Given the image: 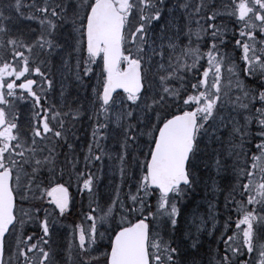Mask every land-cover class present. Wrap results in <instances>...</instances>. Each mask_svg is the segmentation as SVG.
Here are the masks:
<instances>
[{
    "label": "snow or ice",
    "instance_id": "snow-or-ice-1",
    "mask_svg": "<svg viewBox=\"0 0 264 264\" xmlns=\"http://www.w3.org/2000/svg\"><path fill=\"white\" fill-rule=\"evenodd\" d=\"M0 264H264V0H0Z\"/></svg>",
    "mask_w": 264,
    "mask_h": 264
},
{
    "label": "rangeland",
    "instance_id": "rangeland-1",
    "mask_svg": "<svg viewBox=\"0 0 264 264\" xmlns=\"http://www.w3.org/2000/svg\"><path fill=\"white\" fill-rule=\"evenodd\" d=\"M33 27H35V24H33ZM57 87H59V85H57ZM52 102H55V100L53 99ZM78 126L80 127V132L78 135L81 137L84 148L86 149L87 137H88V133L90 132V126L87 124L86 120L82 126L79 124H78ZM97 167H99V166H97ZM109 180H110V178H105L103 183L100 185L99 196L101 197L102 200H105L106 198H108V191L109 190L107 189L106 185L109 183ZM209 184H211V181H209ZM220 187L223 189L222 185H220ZM126 189H127V185H125V190ZM207 191L208 190L205 189L203 185H201L199 188L196 189V191L193 193L192 197L190 198L191 203H189L186 208L182 209L183 214L186 215L189 220L192 219L193 213L195 214V216L197 217V220L194 223L199 222L198 218L200 216H206V214H207V211H208V206H207V202H206ZM102 194L105 195L106 198ZM222 197L223 196L221 195V193L218 192L214 202L217 203L219 205V207L214 209V211H219L221 213V209L224 208V205H222L220 203ZM103 198H105V199H103ZM219 219H220V217H219ZM180 223H181L182 229L187 227L185 224V220H184L183 216L181 218ZM65 226H68V225L66 223H61V225L58 228L57 235L54 236V239L56 240V245L59 246L60 249L66 248ZM209 227H210V225H209ZM30 228H29V231H32V229H30ZM67 230L70 231V228L68 227ZM191 230L193 232H195V227L193 226L191 228ZM202 239L204 241L205 248H207L209 245H211L212 247H215V244L211 242L212 238H209L206 233L203 235ZM105 243H106V240H105ZM57 259L59 260V257H57Z\"/></svg>",
    "mask_w": 264,
    "mask_h": 264
},
{
    "label": "trees",
    "instance_id": "trees-1",
    "mask_svg": "<svg viewBox=\"0 0 264 264\" xmlns=\"http://www.w3.org/2000/svg\"><path fill=\"white\" fill-rule=\"evenodd\" d=\"M255 130V129H254ZM223 189H224V195L226 194V192H227V189L226 188H224V184H223ZM224 195H223V197H222V199H221V204L222 205H224ZM83 208V207H82ZM80 210H81V207H80ZM81 212V211H80ZM221 214H222V222H223V218L225 217V213L223 212V209H221ZM233 218L235 219V216H233ZM216 236H219V232H217L216 233ZM212 243H214V240L213 241H211ZM221 247H222V245H221ZM197 259H198V257H197Z\"/></svg>",
    "mask_w": 264,
    "mask_h": 264
},
{
    "label": "bare ground",
    "instance_id": "bare-ground-1",
    "mask_svg": "<svg viewBox=\"0 0 264 264\" xmlns=\"http://www.w3.org/2000/svg\"><path fill=\"white\" fill-rule=\"evenodd\" d=\"M72 189H73V191H74L78 196H81V194H80L79 192L76 191L75 187H73ZM99 190H100V188H99ZM99 194H100V191H99ZM102 195H103V194H102ZM103 196L106 198L105 195H103ZM61 223H68V219L62 221Z\"/></svg>",
    "mask_w": 264,
    "mask_h": 264
}]
</instances>
